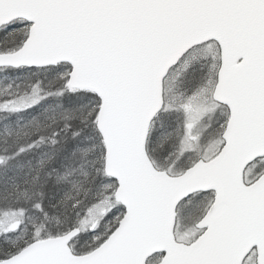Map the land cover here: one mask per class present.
Masks as SVG:
<instances>
[{
    "label": "snow or ice",
    "instance_id": "1",
    "mask_svg": "<svg viewBox=\"0 0 264 264\" xmlns=\"http://www.w3.org/2000/svg\"><path fill=\"white\" fill-rule=\"evenodd\" d=\"M0 264H264V0H0Z\"/></svg>",
    "mask_w": 264,
    "mask_h": 264
}]
</instances>
